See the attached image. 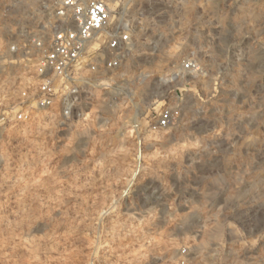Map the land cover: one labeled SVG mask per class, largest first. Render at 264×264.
I'll return each instance as SVG.
<instances>
[{
    "label": "rangeland",
    "instance_id": "rangeland-1",
    "mask_svg": "<svg viewBox=\"0 0 264 264\" xmlns=\"http://www.w3.org/2000/svg\"><path fill=\"white\" fill-rule=\"evenodd\" d=\"M129 2L135 117L0 125V264H264V0Z\"/></svg>",
    "mask_w": 264,
    "mask_h": 264
},
{
    "label": "built area",
    "instance_id": "built-area-1",
    "mask_svg": "<svg viewBox=\"0 0 264 264\" xmlns=\"http://www.w3.org/2000/svg\"><path fill=\"white\" fill-rule=\"evenodd\" d=\"M139 14L129 0H0V125L25 127L41 117L104 125L113 108H132L135 117V96L144 91L132 69L140 47L150 46ZM181 70L198 67L186 59ZM174 121L169 107L136 116L128 127L138 161L144 136Z\"/></svg>",
    "mask_w": 264,
    "mask_h": 264
}]
</instances>
